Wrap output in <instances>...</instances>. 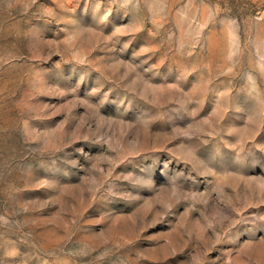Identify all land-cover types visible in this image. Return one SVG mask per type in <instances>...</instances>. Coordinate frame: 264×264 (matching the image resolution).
<instances>
[{
  "label": "rangeland",
  "instance_id": "obj_1",
  "mask_svg": "<svg viewBox=\"0 0 264 264\" xmlns=\"http://www.w3.org/2000/svg\"><path fill=\"white\" fill-rule=\"evenodd\" d=\"M0 264H264V0H0Z\"/></svg>",
  "mask_w": 264,
  "mask_h": 264
}]
</instances>
